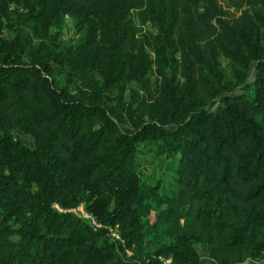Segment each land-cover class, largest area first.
<instances>
[{
	"label": "trees",
	"instance_id": "1",
	"mask_svg": "<svg viewBox=\"0 0 264 264\" xmlns=\"http://www.w3.org/2000/svg\"><path fill=\"white\" fill-rule=\"evenodd\" d=\"M10 3L21 10L5 38ZM245 3L230 22L214 0H0V264H152L157 254L200 264L195 243L211 264L263 256L264 0ZM64 14L81 31L75 42L50 31ZM64 67L80 86L57 82ZM150 72L156 94L135 102V127L122 126L105 90L122 79L145 89ZM145 141L171 158V180L142 179ZM79 202L121 240L52 206Z\"/></svg>",
	"mask_w": 264,
	"mask_h": 264
},
{
	"label": "rangeland",
	"instance_id": "2",
	"mask_svg": "<svg viewBox=\"0 0 264 264\" xmlns=\"http://www.w3.org/2000/svg\"><path fill=\"white\" fill-rule=\"evenodd\" d=\"M201 1V0H200ZM217 8L219 9V13L222 17L226 18L230 22L234 21L238 18L241 12L245 9H248L245 0H214ZM17 11L21 10L20 7L16 8ZM4 13L1 16L2 27H1V36L5 38H9L12 36V32L17 28V19L16 12L13 11V5L10 3L4 10ZM140 13L139 10L132 9L131 11V19L133 22V35L136 39L146 38L147 29L149 27L148 22L140 21ZM51 32H54L60 41L65 42H75L79 37L81 31L77 28V24L74 22V18L69 15L64 14L62 17V23L51 27ZM30 37L24 36L27 39L25 52L23 56H27L33 46L36 44L37 38L33 36L31 33ZM149 46L146 41H144V49L152 56V52L149 51ZM217 59L219 61L220 68L224 73V79L227 80L230 78V67L229 63H227L226 58L222 55H218ZM174 72L175 79H180L177 70L167 69V73ZM252 63H250L248 70L246 71V79L251 80L252 78ZM148 83L144 88H142L137 82L134 80H119L112 84L109 88H107L104 92L105 96L104 101L113 109V117L116 121H118L122 126L133 128L136 126L138 120L136 117V112L134 111L135 102L140 99H145L147 96L155 95L158 88V80L157 76L150 72L148 75ZM55 78L59 84L67 85L69 89L75 88V86H80L82 79V75L73 76L69 75L65 72V67L61 71L56 69ZM237 87V86H236ZM83 88H86L83 86ZM225 91V90H224ZM222 91V93H224ZM240 91V89L235 88L233 93ZM221 93V94H222ZM15 134H21L19 131H15ZM24 140L28 141L29 137L27 134H22ZM157 143L155 142H142L139 144L140 147V159L142 162L139 166L140 172L142 175V179L145 182H150L155 180L157 177H161L162 182H167L171 180L170 177V169H167L168 163H166L171 158H164L162 155L154 156V149ZM198 255L200 264H211L212 259L201 247L199 244H194ZM243 264H264V253L263 256L259 259H254L250 261H244Z\"/></svg>",
	"mask_w": 264,
	"mask_h": 264
},
{
	"label": "built area",
	"instance_id": "3",
	"mask_svg": "<svg viewBox=\"0 0 264 264\" xmlns=\"http://www.w3.org/2000/svg\"><path fill=\"white\" fill-rule=\"evenodd\" d=\"M52 206L60 211L66 210V211L72 212L75 216L79 217L84 222H86L92 229H96L99 227H105L112 237L118 238L119 240H121L117 233L115 226L106 225L96 220L95 216L90 211L85 209L84 204L82 202H79L76 205L70 206L67 208H61L56 203H52ZM169 262H170V257L157 254L154 257V262L152 264H169Z\"/></svg>",
	"mask_w": 264,
	"mask_h": 264
}]
</instances>
